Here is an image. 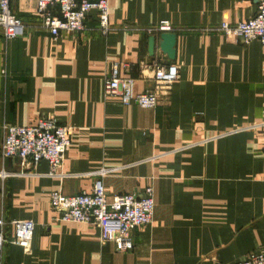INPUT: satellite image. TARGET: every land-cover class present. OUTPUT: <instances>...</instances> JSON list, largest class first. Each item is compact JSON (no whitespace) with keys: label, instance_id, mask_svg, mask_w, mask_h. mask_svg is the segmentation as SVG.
Listing matches in <instances>:
<instances>
[{"label":"crops","instance_id":"0c3cea01","mask_svg":"<svg viewBox=\"0 0 264 264\" xmlns=\"http://www.w3.org/2000/svg\"><path fill=\"white\" fill-rule=\"evenodd\" d=\"M37 2L11 1L24 37L6 41L0 28V144L4 122L55 118L71 131L62 169L69 177H48L42 161L31 176L0 178L6 220L35 223L30 252L7 228L0 264H237L264 254V46L219 30L253 18L257 2L113 0L109 36L93 12L83 33L57 41L41 28ZM164 20L177 36L179 79L154 109L106 97L114 62L130 65L123 75L136 80L137 93L155 88L145 66L170 60L159 47L149 55V38L160 41L149 30ZM6 168L21 165L9 160ZM102 169L112 170L104 179L109 200L155 190L153 222L133 232L131 252L52 212V192L90 193Z\"/></svg>","mask_w":264,"mask_h":264},{"label":"built area","instance_id":"2783aa9c","mask_svg":"<svg viewBox=\"0 0 264 264\" xmlns=\"http://www.w3.org/2000/svg\"><path fill=\"white\" fill-rule=\"evenodd\" d=\"M12 0H0V28L6 41L22 38L26 25L11 9ZM113 0H38L35 15L43 30L48 32L54 41L64 33L79 34L87 28L91 13L96 12L98 28L102 36L111 32L110 8ZM257 2L255 16L236 25L228 22L221 24L219 30L227 38H241L244 45L254 41L264 46V0ZM172 26L167 20L161 21L149 34L161 35L171 33ZM151 72L155 88L142 93L136 92V80L124 76L130 69L124 62H114L111 72L105 77L106 97H118L124 106L137 105L143 109H154L158 105L160 92L176 82L180 76L177 63L154 61L145 66ZM262 124L256 128L262 127ZM71 131L55 118H40L36 122L19 126L7 122L2 124V141L0 144V178L5 180L16 176H31L40 162L49 165L48 177L67 178L62 172L66 153L71 145ZM17 160L21 165L18 172L7 170V162ZM112 170L102 169L95 172L94 185L90 193L76 196L64 195L61 191L51 194L50 204L57 219L66 223L87 224L96 227L100 232V243H112L119 253L134 250L133 232L153 222L156 200L155 190L149 187L143 195L123 194L109 200L106 195L104 179ZM13 227V244L30 252L32 248L35 223L32 220L7 221L0 211V255L9 242L6 230ZM237 264H264V254L250 253Z\"/></svg>","mask_w":264,"mask_h":264},{"label":"water","instance_id":"95a60500","mask_svg":"<svg viewBox=\"0 0 264 264\" xmlns=\"http://www.w3.org/2000/svg\"><path fill=\"white\" fill-rule=\"evenodd\" d=\"M177 36L174 33H163L160 35V41L157 44L155 36L149 38L148 52L151 57L156 56L157 47L161 53L165 55L170 61L175 62L177 57Z\"/></svg>","mask_w":264,"mask_h":264},{"label":"trees","instance_id":"16d2710c","mask_svg":"<svg viewBox=\"0 0 264 264\" xmlns=\"http://www.w3.org/2000/svg\"><path fill=\"white\" fill-rule=\"evenodd\" d=\"M170 62H172V61H170Z\"/></svg>","mask_w":264,"mask_h":264}]
</instances>
